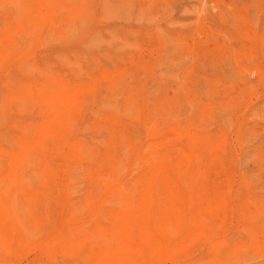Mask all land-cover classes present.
Here are the masks:
<instances>
[{
	"label": "rangeland",
	"instance_id": "374dc122",
	"mask_svg": "<svg viewBox=\"0 0 264 264\" xmlns=\"http://www.w3.org/2000/svg\"><path fill=\"white\" fill-rule=\"evenodd\" d=\"M0 264H264V0H0Z\"/></svg>",
	"mask_w": 264,
	"mask_h": 264
}]
</instances>
